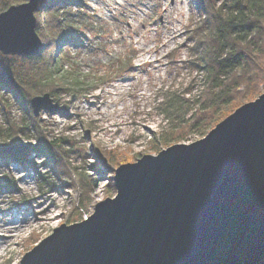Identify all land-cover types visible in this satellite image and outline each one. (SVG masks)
<instances>
[{"label":"rangeland","instance_id":"obj_1","mask_svg":"<svg viewBox=\"0 0 264 264\" xmlns=\"http://www.w3.org/2000/svg\"><path fill=\"white\" fill-rule=\"evenodd\" d=\"M221 1L225 2H213ZM57 3L64 6V12H73L75 25L67 27L69 36L59 41L57 48L43 47V17L48 9L42 3L34 10L36 31L42 35L41 50L33 55L0 51L1 62L14 78L0 87V143L29 145L23 152L0 153V208L9 210V215L1 216L0 232L5 233V224L15 211L21 218L31 216L9 241L0 264H18L55 226L86 217L97 201L114 196V169L119 164L172 143L196 140L215 125L187 126L193 121L188 116L206 95L203 72L192 64L200 57V50L194 49L197 39L191 28L202 16L194 0ZM72 38L82 44H71ZM64 51L73 63L60 60ZM52 53H59L60 59L48 86L52 90L47 92L66 112L41 109L35 115L30 98L43 92L27 96L20 92L15 97L14 92H19L16 82L35 81L50 71ZM117 84L124 88L112 93ZM257 89L250 99L230 106L223 117L257 97L264 91V83ZM173 97L177 101L171 113L167 105ZM25 99L27 102L22 101ZM183 99L186 104L179 111L177 106ZM25 182H30V189L24 188Z\"/></svg>","mask_w":264,"mask_h":264},{"label":"water","instance_id":"obj_2","mask_svg":"<svg viewBox=\"0 0 264 264\" xmlns=\"http://www.w3.org/2000/svg\"><path fill=\"white\" fill-rule=\"evenodd\" d=\"M38 0L0 11V51L33 55ZM13 76L0 60V82ZM33 113L66 110L48 92ZM28 144H0L3 152ZM115 195L86 217L61 222L18 264H264V91L203 136L114 169Z\"/></svg>","mask_w":264,"mask_h":264},{"label":"trees","instance_id":"obj_3","mask_svg":"<svg viewBox=\"0 0 264 264\" xmlns=\"http://www.w3.org/2000/svg\"><path fill=\"white\" fill-rule=\"evenodd\" d=\"M20 1L22 0H0V11ZM57 1L59 0H38V5L45 3L48 9L47 16L43 17L46 26L42 32L45 39L43 47L52 45L57 48V43L69 36L67 27L75 26L72 19L73 12H64V6H59ZM194 1L200 8L202 16L198 19L199 23L195 22L191 28L194 38L197 39L195 44L198 45H195L194 49L200 50V57L192 64L199 65L198 68L203 72L206 95L205 101L188 116V119L193 121L187 126L205 127L216 124L230 106H237L243 100L250 99L258 90V84L264 83V60H262L261 48H264V0H225L218 4H214V0ZM37 28L36 24V30ZM42 35H40L41 39ZM71 44L81 45L82 41L72 38ZM63 57L64 59H60L59 53H52L49 60L51 70L45 71L35 81L26 82L17 78L19 92H14L15 97L21 93L27 96L30 92L52 90L48 86L53 83L55 76H52V73L58 66V58L70 62L73 60L66 51ZM41 79L44 81H39ZM74 81L76 84L75 78ZM19 82H21L20 87ZM240 86L244 88L242 92L237 90ZM0 87L2 89L4 85L0 84ZM183 100L178 103L179 111L181 106L186 104ZM22 101L27 102L26 99ZM169 101L167 106L171 108L172 113L177 98H170ZM174 116L177 117L176 114ZM178 124H180L179 120Z\"/></svg>","mask_w":264,"mask_h":264},{"label":"bare ground","instance_id":"obj_4","mask_svg":"<svg viewBox=\"0 0 264 264\" xmlns=\"http://www.w3.org/2000/svg\"><path fill=\"white\" fill-rule=\"evenodd\" d=\"M163 1V0H161ZM118 86H114L111 89V92H113V90H120L123 89L124 87L120 84H117ZM126 85V84H124ZM127 86V85H126ZM38 148H35L34 150L37 151ZM24 188L26 190L30 189V182H25L24 183ZM9 210L7 208L1 209L0 208V220H1V216H3V213H8ZM19 212L15 211L14 212V217H12L11 219H8V215L6 216V218L8 219V221L6 222V229L4 228L3 230L5 231V233L0 232V255L4 252L6 246L9 244L10 240L15 239L14 237H16V235L18 234V231L21 229V227L23 225L28 224V221L31 219V216H26L21 218V216H19ZM57 213L53 214L50 216V218H53L56 216Z\"/></svg>","mask_w":264,"mask_h":264},{"label":"snow or ice","instance_id":"obj_5","mask_svg":"<svg viewBox=\"0 0 264 264\" xmlns=\"http://www.w3.org/2000/svg\"><path fill=\"white\" fill-rule=\"evenodd\" d=\"M4 151V149L2 147H0V153H2Z\"/></svg>","mask_w":264,"mask_h":264}]
</instances>
